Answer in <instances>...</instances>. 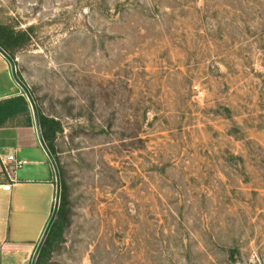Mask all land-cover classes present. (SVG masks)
Wrapping results in <instances>:
<instances>
[{
    "label": "rangeland",
    "instance_id": "obj_1",
    "mask_svg": "<svg viewBox=\"0 0 264 264\" xmlns=\"http://www.w3.org/2000/svg\"><path fill=\"white\" fill-rule=\"evenodd\" d=\"M0 29L63 127L42 264H264V0H0Z\"/></svg>",
    "mask_w": 264,
    "mask_h": 264
},
{
    "label": "crops",
    "instance_id": "obj_2",
    "mask_svg": "<svg viewBox=\"0 0 264 264\" xmlns=\"http://www.w3.org/2000/svg\"><path fill=\"white\" fill-rule=\"evenodd\" d=\"M18 96L24 92L0 54V101ZM10 155L26 161L11 186L2 172V158ZM0 186V264H26L50 220L56 195L54 168L34 121L30 127L8 121L0 128Z\"/></svg>",
    "mask_w": 264,
    "mask_h": 264
},
{
    "label": "trees",
    "instance_id": "obj_3",
    "mask_svg": "<svg viewBox=\"0 0 264 264\" xmlns=\"http://www.w3.org/2000/svg\"><path fill=\"white\" fill-rule=\"evenodd\" d=\"M27 34L24 32H17L15 30L0 29V47L8 53L16 61V50L22 46L23 41H27ZM17 65V63H16ZM19 75V73H18ZM20 77V75H19ZM22 80V78L20 77ZM23 81V80H22ZM34 100L37 104V99L35 98L33 92H31ZM38 106V104H37ZM40 124L43 133L44 140L54 156L61 176L62 184V196L63 200L62 206L59 209L57 219L54 222L50 233L46 239V242L41 250L37 264H42L43 258L47 253V249L51 248L53 243L60 237L62 228L64 226L65 210H66V183L63 176V167L59 160L57 147L55 144L56 136L58 133L63 132V127L61 123L53 118H50L43 114L39 109ZM8 121L16 122L17 126H32L33 125V115L30 109V104L25 96H18L11 99L0 101V128L6 126Z\"/></svg>",
    "mask_w": 264,
    "mask_h": 264
},
{
    "label": "water",
    "instance_id": "obj_4",
    "mask_svg": "<svg viewBox=\"0 0 264 264\" xmlns=\"http://www.w3.org/2000/svg\"><path fill=\"white\" fill-rule=\"evenodd\" d=\"M0 54L9 62L10 66H11V71H12V75L14 77L15 82L17 83V85L20 87V89H22V91L24 92L25 96L27 97V100L31 106L32 112H33V119H34V123H35V127L37 130V134H38V138L39 141L44 149V151L46 152L48 158L50 159L52 166L54 168V172H55V177H56V196H55V204H54V210L53 213L50 217V220L46 226V229L36 247V250L34 252L31 264H37L39 255L41 253V250L46 242V239L50 233V230L54 224V222L57 219V215L60 209V204H61V196H62V184H61V176H60V171L57 165V162L54 158V156L52 155L51 151L49 150L44 137H43V133H42V129H41V124H40V115H39V110H38V106L34 100V97L31 94L30 89L28 88V86L20 79L19 75H18V70H17V65H16V61L8 54L6 53L1 47H0Z\"/></svg>",
    "mask_w": 264,
    "mask_h": 264
},
{
    "label": "built area",
    "instance_id": "obj_5",
    "mask_svg": "<svg viewBox=\"0 0 264 264\" xmlns=\"http://www.w3.org/2000/svg\"><path fill=\"white\" fill-rule=\"evenodd\" d=\"M25 164L26 161L18 160L14 155L2 158V172L9 181V186L16 183V174ZM1 186L5 187L4 185Z\"/></svg>",
    "mask_w": 264,
    "mask_h": 264
}]
</instances>
